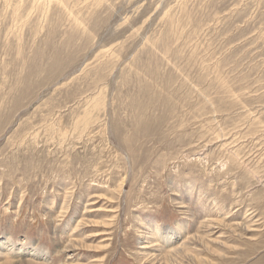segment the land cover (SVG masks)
<instances>
[{
  "label": "rangeland",
  "instance_id": "1",
  "mask_svg": "<svg viewBox=\"0 0 264 264\" xmlns=\"http://www.w3.org/2000/svg\"><path fill=\"white\" fill-rule=\"evenodd\" d=\"M2 241L264 264V0H0Z\"/></svg>",
  "mask_w": 264,
  "mask_h": 264
},
{
  "label": "bare ground",
  "instance_id": "2",
  "mask_svg": "<svg viewBox=\"0 0 264 264\" xmlns=\"http://www.w3.org/2000/svg\"><path fill=\"white\" fill-rule=\"evenodd\" d=\"M173 231V230H172ZM172 231H170L169 233L171 234V236L174 234ZM155 232V231H154ZM156 236H158V237H160L161 238V235H160V233H159V230L158 231H156L155 233H154ZM159 238V239H160ZM170 238V237H169ZM168 237H166V238H164L163 237V240L162 241H164L165 242V244L166 245H168V243H169V239ZM150 239V238H149ZM152 241H150V243H151ZM149 244V243H148ZM152 244V243H151ZM169 246V245H168ZM149 247V246H148ZM8 249H10V251L12 252V251H14L15 252V255H24V254H27V252H31V250L30 251H28L27 250V248L26 247H22V246H17V245H14L11 241H2V242H0V252L2 253L3 251H9ZM144 249H146V248H144ZM17 252V253H16ZM26 252V253H25ZM41 252H39V251H37V250H33V252L30 254L31 256H35V257H39V258H42V255L44 254H40ZM5 254H7V252L6 253H4L3 255H5ZM46 255V254H45ZM4 257H6V256H4ZM44 257V256H43ZM20 258V257H19ZM14 263V262H13ZM15 264H16V262H15Z\"/></svg>",
  "mask_w": 264,
  "mask_h": 264
}]
</instances>
